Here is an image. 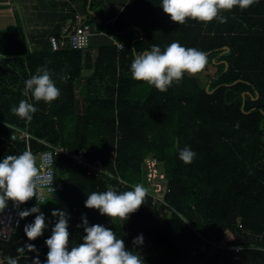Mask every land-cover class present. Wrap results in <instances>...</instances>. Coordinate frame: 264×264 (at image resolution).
I'll list each match as a JSON object with an SVG mask.
<instances>
[{"label":"trees","instance_id":"1","mask_svg":"<svg viewBox=\"0 0 264 264\" xmlns=\"http://www.w3.org/2000/svg\"><path fill=\"white\" fill-rule=\"evenodd\" d=\"M72 2L71 15L78 7L92 30L104 31L90 37L88 48L97 46L94 56L71 47L50 49L47 37L59 23L47 35L35 36L31 48L19 24L0 28V162L27 151L24 141L11 138L17 127L32 135L28 144L34 156L46 147L43 139L70 151L85 149L110 173L88 174L60 154L55 169L61 189L47 192L44 201L29 199L21 211L55 196L69 214V247L83 242L86 215L89 225L112 229L144 264H264V0L222 12L226 23L188 19L184 24L171 20L162 0ZM174 41L203 51L213 73L204 80L203 69L185 73L166 92L131 78L134 52L153 45L163 50ZM44 65L60 90L50 103L23 95L25 81ZM21 100L37 108L31 120L12 113ZM185 146L196 153L189 164L179 158ZM149 153L166 174L165 203L152 205L147 193L126 221L85 206L92 192L109 187L124 192L142 184V162ZM192 181L210 188L206 200L203 189L195 196ZM38 214L23 217L8 239H0V264L9 257L18 264H34L38 257L44 264L52 232L30 240L24 230ZM223 222L237 225L236 253L225 245L210 249ZM141 234L143 243L134 245Z\"/></svg>","mask_w":264,"mask_h":264},{"label":"clouds","instance_id":"2","mask_svg":"<svg viewBox=\"0 0 264 264\" xmlns=\"http://www.w3.org/2000/svg\"><path fill=\"white\" fill-rule=\"evenodd\" d=\"M257 0H162L161 6L172 21L184 24L192 19L203 23L217 20L226 23L227 17L221 15L224 11H231L234 7L247 9ZM207 63L206 54L194 47L182 46L174 41L163 50L153 45L150 50L134 52L130 71L131 78L144 81L154 86L160 92H166L173 82L179 83L185 73L195 75ZM31 93L36 101L43 100L50 103L60 95L59 88L51 78L47 65L37 68L36 74L25 81L23 95ZM12 113L22 119H32L37 111L32 103L21 100L18 107L11 109ZM196 153L189 146L179 151V158L189 164ZM52 183L50 176L42 177L38 174L35 157L30 151L18 155H7L0 162V209H4L9 200L17 205L27 202L36 195L38 185ZM147 195V189L142 184H135L132 190L117 192L112 187L103 192L88 194L85 206L98 209L101 214L112 220L119 218L127 220L137 211ZM31 213L34 222L25 226V233L30 240H35L43 234L46 227L45 216L38 206L20 212L21 218ZM52 215L58 217L52 229V235L45 243L48 247L47 259L44 264H144L141 257L129 250L123 239H118L114 231L102 224L89 225L86 215L82 217L86 235L83 242L69 247L70 233L68 230L67 213L53 210ZM81 225H78L80 227ZM143 243V235L134 238V245ZM30 249L33 245L28 246ZM7 264H18L17 259L9 257ZM34 264H41L37 257Z\"/></svg>","mask_w":264,"mask_h":264},{"label":"built area","instance_id":"3","mask_svg":"<svg viewBox=\"0 0 264 264\" xmlns=\"http://www.w3.org/2000/svg\"><path fill=\"white\" fill-rule=\"evenodd\" d=\"M103 34L104 31L92 30L91 24L88 22L86 14L75 12L71 17L62 21L59 30L56 33H50L47 37L50 49L58 50L65 47L84 49L88 46L90 37L94 33ZM113 43L117 47H121L122 43L110 35ZM32 137L26 128L15 127L11 133V138L26 143L27 151H30L29 139ZM45 148L39 150L35 157L38 174L42 177L50 176L52 183L41 182L36 191V195L32 198L34 201H44L47 192L58 191L62 187L61 179L56 175L55 159L60 154H65L70 157L73 164L82 167L86 173L93 175L109 174V170L105 167L99 158L89 159L86 151L79 148L74 151L68 150L63 145H53L43 139H39ZM143 167V182L142 185L147 189V193L151 197V204L154 206L165 203V194L168 191L167 178L165 172L159 167L157 157L149 153L144 157L142 162ZM21 206L9 200L4 209H0V239L6 240L10 237L13 230H15L21 223ZM69 214H67V218ZM234 253L241 248L239 244L234 242L228 246Z\"/></svg>","mask_w":264,"mask_h":264},{"label":"rangeland","instance_id":"4","mask_svg":"<svg viewBox=\"0 0 264 264\" xmlns=\"http://www.w3.org/2000/svg\"><path fill=\"white\" fill-rule=\"evenodd\" d=\"M13 4V8L17 17V22L22 27L24 34L26 35L28 47L31 48L33 46L31 43V39L34 38L33 32L43 31V29L47 27L48 23L41 24V22L38 21L39 19H37L36 16V0H14ZM20 4L22 7L19 8ZM89 49L88 50L91 52V55L94 56L97 46H95L93 43L91 47H89ZM214 69V65L208 64L203 68L199 76L202 80H204L207 75L213 73ZM192 185L194 186V188H196L197 194L195 196L199 195L200 189H203L205 191L203 198L204 200H206L209 195L210 188L196 181H192ZM192 205L195 206L196 203L194 202ZM34 206H38L40 212L44 214L46 224L44 230L49 232H52V229L54 228V225L58 220V217H54L52 215L53 210H62L66 212L63 202L55 196H50L49 200H47L46 202H36ZM45 206L47 208L46 210H44ZM236 232L237 225L234 223L223 222L218 224L211 238L213 246L210 249H213L214 247L219 245L229 246L232 245L234 242L237 243L238 240L236 237Z\"/></svg>","mask_w":264,"mask_h":264},{"label":"crops","instance_id":"5","mask_svg":"<svg viewBox=\"0 0 264 264\" xmlns=\"http://www.w3.org/2000/svg\"><path fill=\"white\" fill-rule=\"evenodd\" d=\"M13 2L14 0H0V28L9 24H18L15 10L13 8ZM70 5H74L72 0H36V16L37 19H39L38 21L41 22V24L45 23V20L49 21L47 22V27L43 29L46 35L56 26L57 23L61 24L63 20L73 15L70 14ZM20 7H22L21 4L19 8ZM77 11L86 14L80 10V8L75 7L74 13ZM43 31H35L36 33L33 32V37L35 38V36ZM34 38L31 39L32 45H35L33 41ZM38 43H40V41H36V44ZM88 49L87 46V48H84L83 50L89 52L91 55V52L89 51L90 49Z\"/></svg>","mask_w":264,"mask_h":264}]
</instances>
